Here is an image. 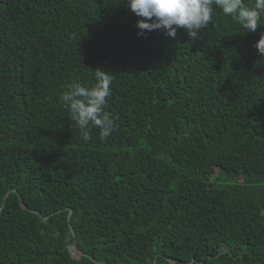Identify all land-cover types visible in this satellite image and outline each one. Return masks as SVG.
Returning a JSON list of instances; mask_svg holds the SVG:
<instances>
[{
	"label": "trees",
	"instance_id": "obj_1",
	"mask_svg": "<svg viewBox=\"0 0 264 264\" xmlns=\"http://www.w3.org/2000/svg\"><path fill=\"white\" fill-rule=\"evenodd\" d=\"M139 19L126 0H0V264H264V14L247 32L214 7L197 39ZM96 69L103 141L63 100Z\"/></svg>",
	"mask_w": 264,
	"mask_h": 264
},
{
	"label": "clouds",
	"instance_id": "obj_2",
	"mask_svg": "<svg viewBox=\"0 0 264 264\" xmlns=\"http://www.w3.org/2000/svg\"><path fill=\"white\" fill-rule=\"evenodd\" d=\"M126 3L127 8L140 18L137 21L140 34L145 30H163L172 39L176 38L179 29L192 39L199 38L201 30L213 19L214 7L247 32H256L264 14V0H254L251 7L246 6L244 0H126ZM255 47L264 56V32ZM95 80L91 87L73 83L64 92L63 100L72 124L78 127L83 139H89L88 128L91 126L99 129L103 141L118 127L111 114L105 111L113 78L109 71L96 69Z\"/></svg>",
	"mask_w": 264,
	"mask_h": 264
},
{
	"label": "bare ground",
	"instance_id": "obj_3",
	"mask_svg": "<svg viewBox=\"0 0 264 264\" xmlns=\"http://www.w3.org/2000/svg\"><path fill=\"white\" fill-rule=\"evenodd\" d=\"M72 231H73V230H72ZM73 234H74V232H73ZM75 241H76V240H74V242H75ZM74 242H73V245H72V246H73V247H72V251L75 252L76 255L73 256V252H72V251H71V254H72L73 257H79L80 255H82V252H80L78 249L75 248V246H74ZM96 264H102V263H96Z\"/></svg>",
	"mask_w": 264,
	"mask_h": 264
},
{
	"label": "rangeland",
	"instance_id": "obj_4",
	"mask_svg": "<svg viewBox=\"0 0 264 264\" xmlns=\"http://www.w3.org/2000/svg\"><path fill=\"white\" fill-rule=\"evenodd\" d=\"M73 247V246H72ZM72 247H71V251H72ZM73 252V251H72ZM76 254H75V252H73V256H75Z\"/></svg>",
	"mask_w": 264,
	"mask_h": 264
},
{
	"label": "water",
	"instance_id": "obj_5",
	"mask_svg": "<svg viewBox=\"0 0 264 264\" xmlns=\"http://www.w3.org/2000/svg\"><path fill=\"white\" fill-rule=\"evenodd\" d=\"M74 246H75V248L77 249L76 241L74 242Z\"/></svg>",
	"mask_w": 264,
	"mask_h": 264
}]
</instances>
